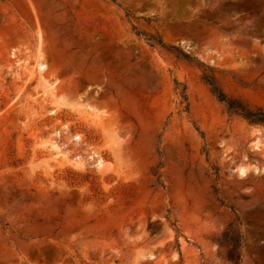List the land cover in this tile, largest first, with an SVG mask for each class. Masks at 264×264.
Segmentation results:
<instances>
[{
  "label": "rangeland",
  "instance_id": "obj_1",
  "mask_svg": "<svg viewBox=\"0 0 264 264\" xmlns=\"http://www.w3.org/2000/svg\"><path fill=\"white\" fill-rule=\"evenodd\" d=\"M137 30L264 109V0H0V264H264V126Z\"/></svg>",
  "mask_w": 264,
  "mask_h": 264
},
{
  "label": "trees",
  "instance_id": "obj_2",
  "mask_svg": "<svg viewBox=\"0 0 264 264\" xmlns=\"http://www.w3.org/2000/svg\"><path fill=\"white\" fill-rule=\"evenodd\" d=\"M133 28L135 29V27ZM136 33L137 35H142L145 41L151 47H159L174 54L178 58L193 62L201 71V80L203 83L208 87L209 91L214 95V97L223 104L229 113L236 114L251 124L264 126V109L259 106L250 105L238 97H233L226 94L216 79L215 69L213 67L204 65L198 59L190 58L189 55L181 48L175 45L166 44L158 35L138 30ZM181 94L184 100H186L185 88L182 90Z\"/></svg>",
  "mask_w": 264,
  "mask_h": 264
}]
</instances>
